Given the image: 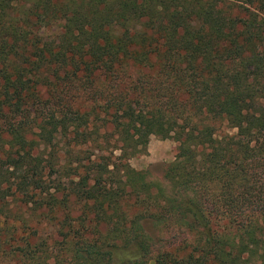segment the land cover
Listing matches in <instances>:
<instances>
[{
	"label": "trees",
	"instance_id": "obj_1",
	"mask_svg": "<svg viewBox=\"0 0 264 264\" xmlns=\"http://www.w3.org/2000/svg\"><path fill=\"white\" fill-rule=\"evenodd\" d=\"M154 252L264 264V0H0V264Z\"/></svg>",
	"mask_w": 264,
	"mask_h": 264
},
{
	"label": "rangeland",
	"instance_id": "obj_2",
	"mask_svg": "<svg viewBox=\"0 0 264 264\" xmlns=\"http://www.w3.org/2000/svg\"><path fill=\"white\" fill-rule=\"evenodd\" d=\"M146 152L138 154L130 159V163L137 169H150L153 176L156 178H162L163 169L165 166L174 159L177 149V142L173 139H163L158 135H152ZM150 233L154 237L155 249L160 245L167 242L177 243L179 239L188 237V233L184 230L179 232L176 229H160L149 228ZM163 238L165 240H163ZM178 239V240H177ZM157 253L154 252L149 264H154V256Z\"/></svg>",
	"mask_w": 264,
	"mask_h": 264
}]
</instances>
